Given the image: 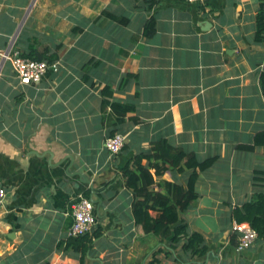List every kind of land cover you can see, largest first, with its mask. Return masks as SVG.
<instances>
[{"label":"crops","instance_id":"1","mask_svg":"<svg viewBox=\"0 0 264 264\" xmlns=\"http://www.w3.org/2000/svg\"><path fill=\"white\" fill-rule=\"evenodd\" d=\"M262 3L0 0V264H81L64 248L81 193L94 199L101 233L84 264H149L158 250L157 264H264V237L238 250L232 230L234 209L264 191ZM11 46L59 70L22 84L1 54ZM116 133L126 142L111 155L105 138ZM163 141L181 158L215 157L180 211L205 238L202 256L136 223L122 169ZM191 172L175 168L156 182L186 187Z\"/></svg>","mask_w":264,"mask_h":264},{"label":"trees","instance_id":"2","mask_svg":"<svg viewBox=\"0 0 264 264\" xmlns=\"http://www.w3.org/2000/svg\"><path fill=\"white\" fill-rule=\"evenodd\" d=\"M256 22V40L264 43V3L258 11ZM150 30H154L152 21L147 23L148 35ZM261 82L264 90V70ZM107 93L110 94V91L107 90ZM113 108L119 109L122 114L128 110L127 106L117 103H113ZM256 143L264 144V133L257 136ZM180 152V149L163 141L154 147L153 155L143 152L133 157L123 167L122 175L125 185L134 192L133 210L140 231L144 234H153L162 242L168 241L173 248L182 244L183 250L190 252L193 257L202 256L208 250L205 238L199 232H189L187 223L180 219V211L186 209L196 197L195 183L198 170L210 167L215 162V157L200 160L194 153H187L184 158H181ZM147 156L149 163L142 164V159ZM183 167L192 169L186 187L177 182H156V177H162L165 172L175 168L181 170ZM260 173L264 174V171ZM157 185L163 190H159ZM86 195L89 196L88 193ZM152 211H156V214ZM233 215L239 222L250 223L257 230L259 237H264V191L253 194L250 200L244 202L242 206H237ZM92 231L69 236L64 244L65 249L74 250L80 254L81 264H84L94 237L101 234L94 228ZM158 252L149 264H157L160 261Z\"/></svg>","mask_w":264,"mask_h":264},{"label":"built area","instance_id":"3","mask_svg":"<svg viewBox=\"0 0 264 264\" xmlns=\"http://www.w3.org/2000/svg\"><path fill=\"white\" fill-rule=\"evenodd\" d=\"M206 1V0H189ZM4 60L11 63V67L20 82L25 85L35 84L42 80L50 69L59 70L58 62H50L45 59L23 55L19 50L9 47L6 51H1ZM126 142V136L122 133L109 135L105 138V147L111 155L120 153ZM7 194L6 188L0 182V202ZM73 223L69 228V236H77L89 233L97 223L95 214V203L93 199L81 193L73 205ZM232 230L237 235V249L244 250L250 248L259 237L257 230L247 222L233 221Z\"/></svg>","mask_w":264,"mask_h":264},{"label":"water","instance_id":"4","mask_svg":"<svg viewBox=\"0 0 264 264\" xmlns=\"http://www.w3.org/2000/svg\"><path fill=\"white\" fill-rule=\"evenodd\" d=\"M93 201H94V199H93Z\"/></svg>","mask_w":264,"mask_h":264}]
</instances>
